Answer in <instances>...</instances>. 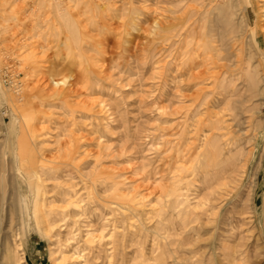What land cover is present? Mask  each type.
I'll return each instance as SVG.
<instances>
[{
    "label": "rangeland",
    "instance_id": "obj_1",
    "mask_svg": "<svg viewBox=\"0 0 264 264\" xmlns=\"http://www.w3.org/2000/svg\"><path fill=\"white\" fill-rule=\"evenodd\" d=\"M211 1L0 0V88L23 105L13 111L0 96V264H245L246 249L252 262L264 259V27L223 52L227 60H207L198 44L212 40V26L227 11L220 14L227 5ZM250 1L249 23L260 17L263 26L264 0ZM190 49L200 52V70L208 74L239 65L226 75L235 96L223 101L220 90L187 80L181 54ZM249 54L260 65L255 93L247 87ZM52 77L67 79L59 86L65 104L50 97ZM227 100H239L232 129L241 131L247 150L257 149L236 176L235 194L213 203L206 201L203 157L196 156L205 142L196 132L229 114ZM34 130L47 158L69 133L88 153L75 162L79 169L60 174L56 189L45 181L31 192V179L15 168L11 145ZM19 183L18 194L39 214L46 200L53 222L64 221L50 232L19 222L27 215L12 207ZM217 183L213 200L235 187ZM172 188L180 207L160 221V203Z\"/></svg>",
    "mask_w": 264,
    "mask_h": 264
},
{
    "label": "bare ground",
    "instance_id": "obj_2",
    "mask_svg": "<svg viewBox=\"0 0 264 264\" xmlns=\"http://www.w3.org/2000/svg\"><path fill=\"white\" fill-rule=\"evenodd\" d=\"M57 1L59 2V0H57ZM219 1H220V3L218 6L221 7V4L227 5L226 8H224V9H222V8L218 9L220 14H222L221 11H223L225 9L227 11L225 12V15H222V16L219 15L220 18L217 19V23H214V26H212L213 28L215 26H217L214 30H210V32L212 34V40H209V41L205 40V41L201 42V44H198V48H197L198 50H202V55L207 60L213 59V58L215 60H218V61L227 60L226 57L223 56L224 55L223 52H225V51L228 52L230 50V47L233 45H236V43L239 41H242V44H243V36L245 35V33L250 31L251 35L254 36L258 31H260L261 28L264 27V25L262 26L260 24V22L258 21V19H260V17H258V19L254 22V26H251V24L249 23L250 18L247 16L246 13L250 8L251 9L253 8L252 1L246 0V3L244 2L243 4L238 0H212L211 2L212 3L216 2V4H218ZM229 7H231V8H229ZM261 18H264V14H262ZM248 28H250L251 30ZM87 34H88V32H87ZM81 37H84V36H82V34H81ZM84 38H86V37H84ZM81 39L83 40V38H81ZM192 44L193 43H191L189 45H192ZM67 47H68V50L70 51V49H69L70 47L69 46H67ZM242 51H245L244 45L239 48V50H238V52H240L239 55H242ZM187 53L188 54H185V53H182V54L180 53V54L187 57V60L185 62V70H186L185 76L187 77V80L190 83L193 82L194 86H196L197 84L209 85V86H211L212 89L220 90L222 92V94L221 95L219 94L220 96L219 95L218 96L222 97L221 100H223V101H225L229 97H233L236 95V87H233L235 85H233L232 82L228 83V80L226 77V75L231 73V70L233 69V67L235 65L232 66V64H231L229 67L225 66V67H227V71H225V72H223L225 70V67L221 66V70L216 71L212 74L211 73L208 74L206 71L200 70V68L202 67V65H199V63H198V59L201 58L200 52L195 51V49H190V51ZM80 58H81V56H80ZM239 58H240V56H239ZM253 61H254L253 56L251 54L247 55V60H246V62H247V73L249 74V79L247 80V82H249V85H247V87H249V90L252 93H255L256 88L259 86L258 84L260 83L259 82L260 81V76H259L260 73L258 71L259 70L258 68L260 67V65L254 66L252 64ZM238 66L236 65L234 68H237ZM234 70H236V69H234ZM234 70H233V72H235ZM232 74H233L232 76L235 77V74L234 73H232ZM51 80H52V83L54 85L53 89L55 88V90L53 91V94H51L50 97L53 100H59L61 102V104H65L64 98L66 96H64V94H63L64 91L62 92V90H59V86L65 85L67 79L64 78V79L56 80L55 77H52ZM243 90H242V92H244ZM29 92L30 91H28L27 97L30 96ZM33 92H35V91H33ZM201 92H203V94H204L207 91L205 89H202ZM198 93H200V92H198ZM33 95H34V93H33ZM0 96L3 97L6 101H8L11 104V106L13 107L12 108L13 111H15V110L18 111L17 109H19L20 107L23 106V105L21 106L20 102L18 103V101L15 100L13 96H11V95L7 94L5 91H3L2 88H0ZM23 98H24V96H23ZM236 101L238 102L239 100H236ZM237 102L232 103V102H229V100H227V102H225V109H226L225 111H228L229 114L227 116H220L217 121L213 120L212 122H209L207 124V126L205 125L207 129H205L204 127H201L196 132L197 138H198V136H202L201 139L203 142H205V148H206L205 151H203L202 153H200L196 156H197V158L203 157L204 165H203L202 171L206 175L204 178V180H205L204 183L207 185L208 189H211L209 192V195L207 196V200H206L207 202L214 201L213 203H215L217 201L222 200L223 198H224V200L228 201L230 196L232 197L235 194L234 192H236L238 190V186H239L238 185L239 183H237V177L236 176H240V178L243 176L246 168H248V166H249V163H250V160L253 156L254 150L257 149L256 148L257 147L256 140H253L254 143L252 145L256 144V147H255L256 149L247 150L243 139L240 138V136H239V135H241L240 134L241 131L240 130L236 131V130L232 129V124H233V122H235L236 118L238 117V114L236 112ZM27 103L28 102H25V104H27ZM100 105H101V107H100ZM100 105H99V108H101V110L100 109L99 110L101 111V114H103V111H104L106 106L102 105V103ZM104 113H108V110L107 111L105 110ZM14 114L15 113H12V116H14ZM28 121H30L29 117L26 116V124L29 123ZM259 128H260V126H259ZM201 133H202V135H201ZM242 135H244V134H242ZM30 136L31 137L29 138L26 134H23L21 137H19V141L16 144H13L11 146H14V147H12V151L14 152V155H15L14 156V162H15V168H16L17 172L19 174H24L26 177L31 179V181L28 182V184H27L28 190H30L31 192L38 190L39 186L43 187V184L45 181H52L53 182L52 185L55 186L54 188L55 189L58 188V186H61L60 174L67 172L71 168L79 169L77 163H75V162L77 160L79 161V160L84 159V157H86L88 155V153L81 152V148L83 147V145L78 143L74 133H69L67 135V137H65L64 140L62 139L63 141L58 140L57 141V146H58L57 152L54 153L53 155H51V157H49V158H47V156L44 155L45 150H44V147L42 146L44 142L43 143L38 142V139H40V137H42L43 135H36L35 130H34L32 134L30 133ZM245 141H247V140H245ZM176 169H180V167H177ZM2 172L4 175L8 172L7 164L4 166V169ZM237 173H239V175ZM176 176L177 175H175V177ZM42 177H44L45 180ZM40 179H42V181ZM174 179L175 178H173V180ZM214 182H216V183L220 182V185H219L220 189H222L225 186H226L225 188L227 189L228 184L230 182L233 183L235 185V187L233 186L232 189L230 187L229 188V189H231L230 191L226 190L227 192L226 191L224 192V197H221L222 193L220 192L221 190H219L217 197L215 198V200H213L212 197L214 196V194L216 195L217 191H218L217 190L215 192L216 189H212ZM238 182H241V181L238 180ZM217 184H219V183H217ZM36 186H37V189H36ZM157 187H159V186H157ZM19 189H20V183L17 185V187H15V190H14L15 191V197L19 196V201L16 198L12 204V207H13V209H17L18 207L21 208V212L23 211V213H24V210L27 211L26 218H25V215L23 216V218L21 215V219L18 218L19 222L22 221L23 224H25L27 222L29 227H31V226L39 227L41 230H43L45 232H47V231L50 232V231L54 230V223H59V222L64 221L63 218H65V217H63V218L61 217V219L58 220L57 222H56V220H54L55 222H53L52 217H50V216H52L51 212L50 211L48 212L47 208H46V204H45L46 200H42L43 203L41 202V204H40L41 207L39 206V211L41 213L39 214L37 212L38 209H37L36 204L34 205V201H33V204L31 205V203L28 201L29 200L28 198H25L21 194H18ZM162 190H163V188H162ZM175 190H176L175 188H172L170 190V192L168 193V197H169L168 201L164 202V204H162L163 202H161V200H160L161 203L159 202L161 205V207L159 209V213H158L160 221L166 220V218H170V219L172 218L173 219L174 213L172 215L171 214L172 211L175 212L178 209V207H180V205H179V203L181 201L179 199L180 196L177 195L176 192H174ZM31 192H30V194H31ZM41 193H42V191H41ZM65 195L68 196L69 193H65ZM122 197L124 198V196H122ZM122 197L121 198H118V197L114 198L113 197L112 199L122 200ZM248 199H250V198H248ZM3 200H5V199H3ZM65 201L70 203L75 208L79 207V206L77 207L78 204L75 205L74 201H68L66 198H65ZM68 203H67V206H68ZM106 203L110 204V201H106ZM114 204H117L119 207H123L121 204L119 205L118 202H115ZM209 208H210V206H209ZM213 208H215V207H213ZM213 208H212V210H213ZM243 208H244V206H243ZM248 208H250V207H248ZM247 209H245L242 213L247 215L246 214ZM113 210H114V207L111 208V211H113ZM61 215H62V213H61ZM215 215L217 216V213H214V216ZM170 219H169V221H170ZM214 219L215 218L213 217V220ZM14 223H15V221H14ZM32 224H34V225H32ZM247 247H249V246H247ZM262 249L263 248H260V250H262ZM248 250L246 249L244 251L245 256H244V262L243 263H245V264H264V259H262V258L259 259V261L255 260L256 261L255 263L252 262L251 251H248ZM257 252H259V251H257ZM261 252H259V253H261ZM53 254H55L54 258L57 259V256H56L57 253L54 252ZM255 256H256L255 258H259L260 254L257 253V255L255 254Z\"/></svg>",
    "mask_w": 264,
    "mask_h": 264
}]
</instances>
